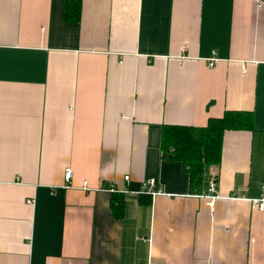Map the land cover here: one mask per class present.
<instances>
[{"label": "crops", "instance_id": "obj_1", "mask_svg": "<svg viewBox=\"0 0 264 264\" xmlns=\"http://www.w3.org/2000/svg\"><path fill=\"white\" fill-rule=\"evenodd\" d=\"M66 1L0 0V264H264V0ZM228 111L192 193L163 129Z\"/></svg>", "mask_w": 264, "mask_h": 264}, {"label": "trees", "instance_id": "obj_2", "mask_svg": "<svg viewBox=\"0 0 264 264\" xmlns=\"http://www.w3.org/2000/svg\"><path fill=\"white\" fill-rule=\"evenodd\" d=\"M65 14L69 20L79 19L80 0H67ZM251 126L250 113L228 111L220 118H209L202 127H164L162 140L172 147L169 156L183 163L189 177L190 192L200 193L199 190L204 191L207 186V170L220 162L224 131ZM122 203V200L111 202L115 215L120 213Z\"/></svg>", "mask_w": 264, "mask_h": 264}, {"label": "built area", "instance_id": "obj_3", "mask_svg": "<svg viewBox=\"0 0 264 264\" xmlns=\"http://www.w3.org/2000/svg\"><path fill=\"white\" fill-rule=\"evenodd\" d=\"M183 57L184 56H180V58H183ZM206 61H207V64L210 67L214 66L216 64V62L218 61V58L216 57V52L213 51L212 54H211V56H209L208 58H206ZM70 178H71V170L68 168L66 170V172H65V181H66V184H68ZM125 179H128V176H125ZM147 184L149 186H151V187H155L156 182L153 181V180H148V181H146L144 183L143 186L145 187ZM107 189H109V191H112V192L117 191V190H115V186L113 184H111V186L108 187ZM124 191H125V189L124 190H121V192H124ZM160 192L161 191L159 189L151 190L152 195H156V194H158ZM206 196H210L211 198L218 197V194L216 192V183H215V180L213 178L208 183ZM239 198L246 199L249 202H251L258 211H260V212H263L264 211V194H261L259 197H256V198H246L243 195H240Z\"/></svg>", "mask_w": 264, "mask_h": 264}, {"label": "rangeland", "instance_id": "obj_4", "mask_svg": "<svg viewBox=\"0 0 264 264\" xmlns=\"http://www.w3.org/2000/svg\"><path fill=\"white\" fill-rule=\"evenodd\" d=\"M214 179V178H213Z\"/></svg>", "mask_w": 264, "mask_h": 264}]
</instances>
